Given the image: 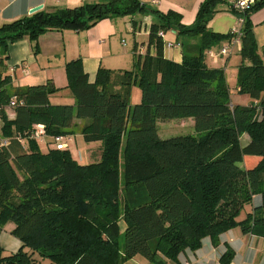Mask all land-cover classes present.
Listing matches in <instances>:
<instances>
[{
  "label": "trees",
  "instance_id": "16d2710c",
  "mask_svg": "<svg viewBox=\"0 0 264 264\" xmlns=\"http://www.w3.org/2000/svg\"><path fill=\"white\" fill-rule=\"evenodd\" d=\"M217 1H201L190 24L174 9L140 0H99L0 25V137L10 138L0 147V232L12 222L10 233L21 240L15 252L0 247V264H39L35 253L56 264H121L136 255L171 264L182 251L198 249L202 237L216 244L237 226L264 236V45L254 41L248 19L264 0L244 10L230 7L243 19L235 82L250 97L245 105L231 103L224 70L205 61L232 36L207 27ZM135 15H151L152 22L145 49L133 46L131 68L99 66L90 82L80 58L65 62L73 104L48 101L59 90L51 81L10 86L9 43L27 38L36 49L37 36L47 31H81L121 16H130L136 29ZM168 30L182 39L179 62L164 55ZM134 86L141 96L131 103ZM12 97L16 115L9 119L4 108ZM189 116L194 133L158 136L160 119ZM39 123L51 137L80 133L85 142H100L96 158L79 163L52 138V147L41 150L30 137ZM246 204L250 211L238 220ZM233 256L228 246L221 264Z\"/></svg>",
  "mask_w": 264,
  "mask_h": 264
},
{
  "label": "crops",
  "instance_id": "0c3cea01",
  "mask_svg": "<svg viewBox=\"0 0 264 264\" xmlns=\"http://www.w3.org/2000/svg\"><path fill=\"white\" fill-rule=\"evenodd\" d=\"M99 0H0V25L13 21L15 19L24 17L26 15H29L33 7L41 5V9L49 10L54 7H74L77 5H80L82 3L87 2H96ZM143 3L149 4L152 7H156L159 10L166 11L168 9H174L181 13L182 16V22L184 24H190L193 22L194 17L196 15L197 9L199 7L198 4L201 3L203 0H140ZM231 0H218L217 3H215V8L218 6H221L219 8L220 11H224L218 14H215L212 16L211 25L210 27H207L211 31H215L222 34H227L229 31H231L232 28L235 26H238V17L237 14L233 13L230 6ZM248 19L250 21L251 30L253 32L255 42L259 47L264 45V6L260 9H257L255 11H252L248 15ZM135 21H139L136 29L132 28L130 16H121L120 17H113V18H106L102 19L100 21H97L93 26H91L88 29L81 30V31H75V30H63V31H47L43 33L45 37H53L56 38L58 41V36L65 38L67 36H72L74 38L73 43V52L71 55V58L76 59L80 58L83 66V70L86 72V75H88V79L90 82H93L95 79V73H97V69L99 66L109 68L110 69H125L127 66H132L134 63V55H133V49L135 44L142 45L141 49H145L146 41H147V31L149 29V25L152 22L151 15H135L134 16ZM214 21V22H213ZM213 23V24H212ZM214 23L217 24V27L215 30ZM220 30H225V32H221ZM126 32L127 34H130L132 36V43H129V45L126 43V40L122 37V33ZM163 39H166V33H171L176 41H164L166 42L164 46V55L166 58L172 59L174 61H181L182 57V47L180 45L181 38H178L176 33L174 31L170 32H163ZM170 34V35H171ZM232 37V36H231ZM231 37H226L222 39L216 46L211 48L206 55H205V61L209 67H218L223 68V65H226L230 62L231 54L236 50L239 52L240 44L237 45H231L229 41L231 40ZM192 42L196 40V38H191ZM185 41V40H184ZM167 42H171L172 45L168 46L166 45ZM30 43L27 40H20L17 42H14L10 46V50L8 52H13L14 55L16 54V51L18 48L22 49L24 47H29ZM231 46V52L228 54H219V50L223 46ZM165 46H168L169 48H165ZM215 49V50H213ZM23 54V53H22ZM19 59H12L15 60L16 63L14 65H8V73L11 75L12 78L11 81V87H19L21 86L22 82L32 74L31 66L29 64H26L24 58H30V54L26 55L25 57L19 56ZM70 59V60H73ZM66 60V61H70ZM11 61V60H10ZM34 61V59H32ZM66 61H62L59 59L56 63H63L65 65ZM22 66L26 67L28 69V73H23ZM129 69V68H128ZM227 71V69H226ZM57 76H59L58 80H62V76L60 75L61 72L57 70L56 72ZM49 77V74L47 75ZM51 80L53 84H56L57 82ZM45 83L42 81H32L29 85L33 84H41ZM64 84H59V87L64 86ZM136 88V87H135ZM136 92L138 93V90H133L131 94ZM59 93H62V89L52 93L49 95V102H51V96L52 95H58ZM56 96L55 100L52 101V104H73L74 103V97L72 93L69 91V95L65 97L66 101L58 102L60 100V97ZM248 101H245L243 105L247 104ZM240 104V103H236ZM4 111L6 113V117L9 119H14L16 115V111L12 107L6 106L4 108ZM190 118V117H189ZM1 119V118H0ZM76 123H79V119L74 120ZM194 119L191 120V122L194 125ZM161 121H157V126L160 125ZM182 125V122L178 125ZM1 128V127H0ZM165 132V130H162V133ZM177 134V135H183V134H189V133H183ZM73 136L79 137L76 138V143L78 144V148L76 151H74L75 154H77L81 161H79L76 157L73 156L75 160H77L79 163H89L93 160V158H96V152L94 151L95 148L100 144V142H85L83 140V136L80 133L72 134ZM158 136L161 138H168L174 135L170 136H161L160 130H158ZM67 137H71V135H67ZM52 137L47 135L45 137V144H52L50 141ZM41 149V148H40ZM68 149V144H67ZM46 151V150H43ZM73 154V153H72ZM74 154V155H75ZM85 155V156H84ZM86 158H88L86 161ZM256 195L252 196L253 201L255 200ZM250 211V210H249ZM248 211V212H249ZM120 231L123 232L125 228L124 221H120ZM201 245L198 249L195 251L191 250H185L182 251L177 258V261L172 262L171 264H221L220 257L223 254L224 250L227 249L228 246L234 250V256L229 262L230 264H264V236H258L255 233H243L239 226L231 228L223 233H221L218 237V241L216 244H214L209 238V236L202 237L201 238ZM44 261H47L50 264H56L51 262L49 259H44ZM121 264H149L143 257L136 255L126 261H124Z\"/></svg>",
  "mask_w": 264,
  "mask_h": 264
},
{
  "label": "rangeland",
  "instance_id": "374dc122",
  "mask_svg": "<svg viewBox=\"0 0 264 264\" xmlns=\"http://www.w3.org/2000/svg\"><path fill=\"white\" fill-rule=\"evenodd\" d=\"M221 6H218V8L216 7L214 9L213 14L211 15V17H209L208 20V26L210 27L211 25V20H212V16H214L215 14L224 12V11H220L219 8ZM167 9L168 8H164ZM146 16V15H143ZM214 22V21H213ZM213 24V23H212ZM214 28H212L213 30L216 29L217 24L214 23ZM171 30L165 31V32H170ZM221 32H225V30H220ZM122 37L126 40V43L129 45V43H132V36L130 34H127L126 32L122 33ZM171 33H166V39L165 41H176L174 36ZM58 41L56 38L53 37H45L43 34L37 36V46L35 49V44L34 42L32 43L31 41H29V39L27 38H23L21 39L23 40H27L30 45L29 47H24L22 49L18 48L16 51V54L14 55V53L12 52L11 55L8 52V50H10V46L12 43H9V49L7 50V52L9 53L8 58L6 59V64L5 65H14V63H16L15 60L12 59H16L18 60L19 56H23L25 57L26 55L30 54V58H24L23 61L26 62V64H29L31 66V71L30 73L32 74L31 76H28L21 84V86H27L29 85L32 81H42V82H47V81H60L59 76H57L56 72L57 70H59L61 72V76H62V80L60 82H57L56 84H54L56 87L59 86V84H64L66 83L64 86L59 87L58 89H62V93H59L58 95H52L51 96V102L52 101H57L55 100L56 96L60 97V100L58 102H63L66 101L65 97H67V95H69V88H67V77H66V72H65V67L63 63H56L57 61H59V59H61L63 62L66 61L67 59H73L71 58L72 52H73V43H74V38L72 36H67L65 38H62L60 36H58ZM20 41V40H18ZM17 42V41H15ZM175 43V42H174ZM165 48H169L168 46H165ZM35 49V51H33ZM215 50V49H213ZM23 53V54H22ZM231 56L230 58V62L226 65H223V69L225 72V76H226V82L228 83L229 86V90H230V100L232 104H236V103H240L243 104L245 103V101H248L247 103L250 102V97L247 94H243L239 91H237L236 89V80H237V71H238V65L241 62V57L238 54V52L235 50L233 52V54L229 55ZM32 59H34V61H32ZM11 60V61H10ZM132 66H127V68H131ZM227 69V71H226ZM49 74V77L47 76ZM133 90L137 89L134 87H132ZM138 93L136 94V92H134L133 94H131V96L129 97L131 103H136L140 100V89H137ZM52 94V93H51ZM50 94V95H51ZM57 97V98H58ZM190 117V118H189ZM189 117H184V118H178V117H174V118H168V119H160V125L157 126V131L160 130L161 136H170V135H177V134H182L183 133H189L192 134L194 133V125L191 122V120H193V117L189 116ZM182 122V125L178 126L180 123ZM162 130H165V132L162 133ZM76 136L71 135V137L65 138L63 140H67V144H68V149L70 150V153L72 156L76 157L79 161L80 158L77 154L74 153V151L77 150L78 148V144L76 143ZM249 140L248 136L246 134H243L241 136V143L245 144L247 141ZM39 147L41 148V150H47L49 148H51V144H45V143H39ZM73 153V154H72ZM75 154V155H74ZM85 156V155H84ZM88 158H86V161ZM250 204H246L242 210H240L237 219L238 220H242L246 217L247 212L250 209ZM14 224L12 222L7 223L3 228L2 231L0 232V247L3 248L4 253H11V252H15L18 248L19 245H21V240L18 239L16 236L13 235V233L11 232V229L13 228ZM36 258H38L39 264H50L47 261H44V259H48V258H42L38 255V253H35ZM50 260V259H49Z\"/></svg>",
  "mask_w": 264,
  "mask_h": 264
},
{
  "label": "built area",
  "instance_id": "2783aa9c",
  "mask_svg": "<svg viewBox=\"0 0 264 264\" xmlns=\"http://www.w3.org/2000/svg\"><path fill=\"white\" fill-rule=\"evenodd\" d=\"M252 2H254V0H231L230 1V6L232 8H234L235 10H244L246 8H248L250 6V4H252ZM243 19L242 18H238V26H235L234 28L231 29L230 33L232 35L231 40L229 41V43H231V45H237L238 43L240 44V25L242 24ZM168 46L172 45L171 42H167ZM231 52V46H223L220 48L219 50V54H228ZM22 71L23 73H28V69L24 66H22ZM16 98L12 97L10 99V101L7 103L8 107H14L16 105ZM3 108L0 105V109ZM47 136L46 132H45V128H44V124H36L32 130L30 131V137L36 139L39 143L43 142L45 140V137ZM66 136L63 135H54L52 136L51 141L53 142V144L55 145V147L57 149H65L67 148V140H63ZM21 139V136H20ZM10 141V138L8 139L7 137H0V147L1 146H6Z\"/></svg>",
  "mask_w": 264,
  "mask_h": 264
},
{
  "label": "water",
  "instance_id": "95a60500",
  "mask_svg": "<svg viewBox=\"0 0 264 264\" xmlns=\"http://www.w3.org/2000/svg\"><path fill=\"white\" fill-rule=\"evenodd\" d=\"M41 9V5L33 7L31 10H29L30 13H33L34 11H38Z\"/></svg>",
  "mask_w": 264,
  "mask_h": 264
}]
</instances>
